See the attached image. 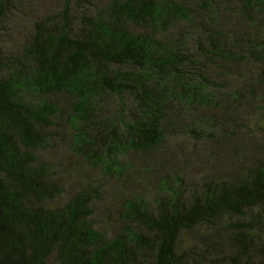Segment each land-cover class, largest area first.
Masks as SVG:
<instances>
[{
    "label": "trees",
    "instance_id": "trees-1",
    "mask_svg": "<svg viewBox=\"0 0 264 264\" xmlns=\"http://www.w3.org/2000/svg\"><path fill=\"white\" fill-rule=\"evenodd\" d=\"M13 1L0 0V35L20 10L8 7ZM60 1L15 52L0 45V264H264V0L226 6L238 23L248 21L247 31L230 24L207 36L201 22L170 33L175 18L192 23L176 0H108L99 10L91 0ZM202 15L213 25L225 19L208 5ZM58 94L73 106L66 124L75 153L104 174L121 179L128 166L118 165L119 156L162 142L172 100L214 111L203 122L217 136L201 141L230 150L229 172L197 183L165 177L154 205L126 203L121 234L105 238L94 222L96 188L58 203L54 167L36 154L63 122ZM103 94L116 107L107 132H98L101 146L91 149ZM126 110L135 118L126 120Z\"/></svg>",
    "mask_w": 264,
    "mask_h": 264
},
{
    "label": "rangeland",
    "instance_id": "rangeland-1",
    "mask_svg": "<svg viewBox=\"0 0 264 264\" xmlns=\"http://www.w3.org/2000/svg\"><path fill=\"white\" fill-rule=\"evenodd\" d=\"M4 4L8 0H3ZM22 4L16 0L8 7L15 10V14L4 23L3 35H0V45L7 53L15 52L27 36L33 31L34 23L39 21L41 16L50 15L53 11L60 9V0H22ZM99 9H103L108 0H91ZM183 8L188 20L187 23L179 19H173L169 31L174 35L180 33L187 34L194 24L201 22L205 27L203 32L207 36L208 31H224L230 28V24L235 26V30L247 31L248 21L243 19L238 23L235 14H231L226 6H234L238 0H176ZM79 5L81 3H78ZM86 4V3H82ZM204 5L215 7L221 15H224L223 23L213 25L209 21V15H202ZM201 11V13H200ZM135 26V25H133ZM140 28V27H139ZM136 28V30H139ZM148 27H145L147 31ZM187 48L191 53L196 50L195 41L188 40ZM207 43L204 48L207 49ZM236 66V65H235ZM234 67L233 65L228 68ZM237 68V67H236ZM240 70V68H237ZM128 70V68H127ZM135 75H139L136 70H131ZM210 75V76H209ZM204 76L208 77L212 83H222L223 80L213 78L211 74L205 72ZM235 82L242 83V79ZM174 92H178L175 89ZM125 102L128 106H133L131 97L125 95ZM100 109L94 112L97 117V126L90 127V133L94 136L96 147L101 146V140L98 132L106 133L105 119L113 118V110L116 107V100L110 95L103 94L97 97ZM33 102L40 100V97H29ZM55 103L60 112H63V122L57 120L59 124L58 133H48V143L44 144L36 154L39 161L50 164L54 167V179L62 186L63 193L57 199L58 203L65 202L74 192L86 188H96V199L93 202L92 209L94 222L100 229L105 238H113L121 234V212L125 204L131 202L134 198L143 199L149 206L154 205V201L162 193L159 185L165 177L168 179L182 178L185 181L199 182L203 178H212L219 175H225L230 167L232 157L231 152L223 145L211 141H201V135L208 137L209 134H216L213 130L204 124L203 121L212 116L213 110L207 109L200 105L186 106L184 103H178L172 100L165 104V120L161 123L163 135L162 142L153 150L139 153H126L118 157V165H127L125 173L121 179L114 175H107L99 167L90 165L89 161L81 154L75 153L73 149L72 137L67 128V117L73 111V106L69 103L70 99L67 94H58L54 96ZM70 104V105H69ZM220 110L225 106L220 104ZM217 107V106H211ZM186 110L189 113H186ZM217 111H215L216 113ZM214 113V114H215ZM136 115H131L128 110L125 111V119L131 120ZM209 120V119H208ZM56 121V120H55ZM255 140L260 137L259 133H252ZM211 139V138H209ZM207 139V140H209ZM202 160H205L202 162ZM249 162H243L242 165H250ZM236 166V165H234ZM231 171L233 169L231 168ZM54 264V263H50Z\"/></svg>",
    "mask_w": 264,
    "mask_h": 264
}]
</instances>
